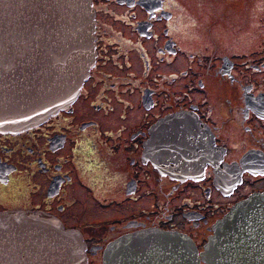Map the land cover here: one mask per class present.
I'll return each mask as SVG.
<instances>
[{"label":"flooded vegetation","instance_id":"1","mask_svg":"<svg viewBox=\"0 0 264 264\" xmlns=\"http://www.w3.org/2000/svg\"><path fill=\"white\" fill-rule=\"evenodd\" d=\"M96 1L95 5L97 4ZM103 1L111 4V9H109L112 15L111 21L119 22L128 32L119 34L120 38L123 40L117 41L116 39L118 38L116 35L109 34L107 31L112 30V28L108 27L101 29L100 21L97 22L94 16V40L97 39L102 41L101 43L94 41L93 63L88 70L87 78L82 82V85H80L82 86V91H80V87L73 102L80 104L82 100H88L86 94H90L88 92L90 87L86 88L84 82L89 81L91 77H96V68L98 66V63H95L96 59L104 57L108 60V56L111 52H119L121 57L124 58V62H116L108 67L110 72H116L118 78V81L112 83V85L118 87V91L123 93V96L117 97V99L123 98L122 103H125V106H129L127 111H120L119 113V119H123L122 122H124L119 126L121 132L119 135H122L123 139H127L130 142L133 141L132 145H134V147L137 146L134 142L138 143L139 146V148L134 151H120L125 155V159H127L124 179L118 180L117 176H115L113 180L121 187L120 194L141 193V187L144 184V181L140 180L142 173H144L146 180L148 178L150 180L153 174L158 176V183L153 182V189L155 191H158V189L162 187L161 184H169L171 188L187 184L196 188L204 184L203 189H206L204 196L208 194L210 187L216 188L220 196L226 195L229 205L240 200L251 191L262 189L264 184H258V182L264 180V56L251 62L250 66L244 62L252 60L255 55L264 54V44L261 43L259 49H255V47L248 48L247 50L250 49V51L246 53L233 54L232 51L218 52L221 67L219 68L216 66V72L220 75L225 77L231 76L233 79L237 80L235 72L232 71V67L236 64V58L241 59V62H238V64L245 69V73L239 75L241 80H239V88H241V108L237 112L231 114V116H228L227 120H225L224 117L228 115L227 113L229 111L228 107L223 109L222 117L218 118L217 116L219 113L216 109L217 106L213 107L212 105L210 107L208 95H206L208 100L204 97L199 100L191 98L187 92L188 88H186L190 85L185 83L184 80L176 84L178 87L176 88V93H173L165 85L166 82L173 83L176 75L180 77L181 74V77H183L184 75L182 73L186 72L182 64L178 63L180 73L177 71L178 68H175V60L181 58L184 55V50H186L185 44L187 42L182 40H187V38L191 37L198 39L199 42L205 40L200 32H194V28L190 25L191 22H188L187 25L179 24L178 21L182 19L178 18L177 14L173 13L172 9L166 6L165 0ZM204 1L208 2L210 7L216 9L217 6L214 0ZM260 1L261 0H249V2H245V0H226L222 3V6H230L233 13L229 15L228 24L231 25L235 23L238 25L241 21V14L248 12V10L253 7H264L260 5ZM123 9L124 12L122 11ZM123 13L126 14V20H123ZM260 16H263L260 18L262 25H259L257 31H255L257 36L264 35V14ZM192 19L194 21L193 24H206V19L203 21ZM248 21L244 19V22L247 23ZM214 25H216L215 28H217L215 31L219 32V28H222V25L221 27H219V24ZM249 26L252 27V25ZM189 27H192L191 32L188 31ZM122 31L124 30L122 29ZM244 31H246V29ZM99 32L103 33L97 35ZM230 32L232 35L235 33L241 35L243 31L234 32L229 28L228 30L224 29L221 35L216 34V36L218 40H224L231 36ZM253 36H255V34H253ZM118 42H122L123 45H119ZM214 42L217 43L215 40ZM126 51H131V57L129 59H126ZM207 54L214 58L213 53ZM133 61H140L141 66L139 68L136 65L133 66ZM211 64L212 63L209 62V65ZM113 66L117 69H113ZM108 68H106V71H109ZM246 75H251L252 78L244 77ZM260 77H262L259 82L261 85L256 88V83L260 80ZM98 92L99 88H92V98L99 100L98 98L102 96V93ZM128 92H130V94H128ZM74 103L68 107V111L59 110V112L61 111L66 114V118H68L67 121L71 124L74 123L73 120L75 117H79L78 113H80L81 108H85V112H89L90 107L93 109L95 106L99 105L93 104L92 106L88 103V108L82 105L74 106ZM140 107H144L145 111L143 119H140L138 123H140L139 125L144 124V128L138 129L135 126V122H130L131 120H129L128 117L133 114V110ZM103 110L106 112V109ZM95 111L97 110L95 109ZM174 112L181 113L183 117L186 118L187 123L180 119V121L174 124L173 128H170V136L177 139V144H180L181 141H185L188 138L190 142L184 143L187 145L185 147L175 148L173 150L185 151L189 146H197L198 148H192L189 151H193L192 153L197 156L202 155L203 158L209 156L202 161L198 168L200 171L198 174L195 173V170L192 176L186 177L162 172L157 169L156 165L151 160L144 156V151L140 152L142 141L148 138L151 125L156 122V120ZM48 119H46V122H48ZM82 121L83 118L77 121L78 126ZM225 124H227L230 129L232 128V130L239 131L242 134V136L237 137V139H242L237 141V143L240 142V146L237 145V150H235L241 152L237 158L232 159L230 162L224 160L226 151H230V144L224 139H230V136L228 135L224 138H220L221 142L218 138V131L223 130ZM63 128L65 131L59 133L62 137H55V133H52L43 138L41 147L32 139L29 144H33V146L29 144L26 145L25 137L28 136V133L22 130L14 132L16 134L14 136L8 134L3 135L4 137L2 139H6L7 141L2 142L0 140V211L10 209L45 211L53 214L65 226H68L69 217L63 216V213L66 210L68 211L67 208L75 201V198L72 199L68 207H65L61 202L54 204V200H60L63 197L67 198L70 193L71 184L81 188L84 186L88 189L94 188L93 184L83 176V171L78 169L72 154H75L79 158L82 157V159L87 162V167L95 168L96 176L101 177L100 180H103L104 177H113L104 172L105 165L97 156L100 154L98 151L92 150V142L89 141L91 137L83 139V136L80 135V139H83L82 141L85 143L83 145L85 150H77L76 148L70 151H66L65 149L60 151L62 149L60 147L66 144L73 132V129L68 128L65 124ZM99 132H103V129ZM103 133H106V130ZM127 134L129 136L128 138ZM244 137L246 138L243 140ZM159 138H163V136ZM247 139H251L249 145H246ZM53 140L59 142L52 145ZM11 141H13V147L8 146ZM216 149H220L219 161L224 162L219 168L215 167L210 159V157L214 155ZM11 150L22 151V154L25 155L23 160L30 158L33 165H35L36 162L37 167L34 168V171L42 172L46 178L44 185L41 187V189H43V195H41L42 191H40L41 196L38 195L36 186L30 184L25 190V186L28 184L27 181L31 182L32 179L36 177L23 175L24 171H21V169L29 167V163L28 161L20 163L18 160L16 161L8 157ZM167 150L172 149H161V151ZM84 151H86V153H84ZM104 152L107 153V151ZM72 180L74 182H71ZM66 187L68 189H66ZM153 189L145 186L144 198L151 199L154 192ZM30 196H32L30 199L31 202L29 204H24L27 200L26 198L29 199ZM72 197L71 195V198ZM144 200L147 201L146 199ZM201 202L202 201H194L193 203L197 205V207H194V209H186V214L183 213L185 220L190 219L191 216L206 218L204 214L199 211ZM18 203H23L24 205L17 206L16 204ZM149 203L155 205L154 198L151 199ZM10 205L16 206L9 207ZM229 205L220 206L221 209L219 210L215 209L216 214L219 215L221 212L222 215ZM68 213L70 214L69 211ZM168 213L169 214L166 217L164 215L163 218L169 220L172 215H176L172 212V209ZM156 217H160L161 223L167 222L166 219H162L161 215L156 214L154 218ZM124 220L126 221L127 219ZM130 223L135 222L131 221ZM153 224L155 225L150 226L159 228V225L154 220ZM140 225H142V223ZM184 228H186V226H184ZM164 229L166 228L164 227ZM205 230L207 233L208 231L206 228ZM80 232L82 234V231ZM85 237L87 238L89 236L85 235ZM86 238L84 240H86Z\"/></svg>","mask_w":264,"mask_h":264},{"label":"rangeland","instance_id":"2","mask_svg":"<svg viewBox=\"0 0 264 264\" xmlns=\"http://www.w3.org/2000/svg\"><path fill=\"white\" fill-rule=\"evenodd\" d=\"M95 1L92 0L91 12L95 16L97 22L100 21V28H112V30H107L109 34L116 35V37L118 38L116 39L117 41L123 40L120 38L119 34L127 33L128 31L125 30L119 24V22L111 21L112 15L109 12V9H111V4L103 0H98L96 1L97 4L95 5ZM225 1L226 0H214V3L217 7L216 9H213L212 7H210L208 2H205L204 0H165L166 6L168 8H171L172 12L176 13L178 18L182 19L178 21L179 24L187 25L188 22H191L190 25L194 28V32H200L205 38V40H202V42H199L198 39L193 37L187 38V40H182L184 42H187L185 44L186 50H184V55L181 58L175 60V68H178L177 71L179 72L178 63L182 64L186 72L182 73L184 75L183 77H181V74L180 77L176 75L173 83L166 82L165 85L173 93H176V88H178L176 84L184 80L185 83L190 85L186 88H188L187 92L191 98L195 100H199L203 97L207 100L209 98L208 103L210 107L212 105L213 107L217 106L216 109L219 113V115L217 116L218 118L222 117L223 109L228 107V115L224 117V119L227 120L228 116H231V114L237 112L241 108V88H239V83L241 80L239 78V75L245 73V69L243 66H240L238 64V62H241V59L236 58V64L234 67H232V71L235 72L236 76H234L237 78V80L233 79L231 76L225 77L220 75L216 72V66H218L219 68L221 67V61L218 58V52L232 51L233 54H236L246 53L250 51V49H247L251 47L259 49L260 44H264V35L257 36L255 31H257L259 25H262L260 22V18L263 16L260 15L264 14V7H253L249 9L248 12L240 15V24L236 25L235 23H233L229 25L227 21L229 19V15L233 13L230 6H222V3H224ZM245 2H249V0H245ZM88 3L89 0H87L86 7ZM260 5L264 6V0L260 1ZM122 11L124 12V9ZM122 15L123 20H126V14L123 13ZM192 18L201 21L206 19V24H193L194 21ZM244 19L245 21H249L246 23L244 22ZM214 24H219V27H221L222 25V28H219V32L215 31V29L217 28H215L216 25ZM249 25H252V27H250ZM192 27H189L188 31L191 32ZM229 28H231V30L234 32H238L240 30L243 32L241 35H239V33H235L232 35L230 32L231 36L229 38L218 40L216 34L221 35L224 29L228 30ZM122 29L124 31H122ZM245 29L246 31H244ZM101 33L103 32H99L97 33V35H101ZM253 34H255V36H253ZM214 40L217 43H215ZM92 41L101 43L102 40H94V37H85V42L90 43L91 47ZM118 43L119 45H123L122 42ZM130 52L131 51H126V59H129L131 57ZM207 53H213L214 58H212V56L208 55ZM263 56L264 54L255 55L252 60L245 61L244 63L250 66L251 62H254L259 57ZM116 62H124V58H122L120 53L117 51L111 52L108 56V60L104 57L97 58L95 61V63H98V66L96 68V77H91L89 81L84 82L86 88L90 87V89L88 90L90 94H86L88 100H82L80 104H77V102H73V97L68 106L58 109L68 111V107H70L72 103L75 104L74 106L82 105L84 107H88L87 105H89L88 103H90L92 106L93 104H99L97 105L98 107H94L97 111H95L94 108L92 109L90 107L89 112H85V108H81L80 113H78L79 117L74 118L73 124L67 121L68 118H66V114L61 111L55 113V111V114H53V116L51 115L48 117L50 119L47 118L48 122H46V119H44L39 121L35 125L27 126L21 129L22 131L28 133V136L25 137L26 145H28L32 139L41 147L43 138L51 135L52 133H55L56 137H61L59 133L65 131V129L63 128V125L65 124L66 126H68V128H72L73 132L70 135V139L67 140L66 144L60 147L62 148L60 151H62L63 149H65L66 151H70L71 149L76 148L77 150H85L83 147L85 143L82 140L84 138L91 137L89 138L91 139L89 141L92 142V150L98 151V153L100 154L97 156L105 165L104 172L109 176H113L104 177L103 180H100L101 177L96 176L95 168L87 167V162L84 161L82 157L79 158L75 154H72V156L75 158L78 169L80 171H83V176L86 178V180L93 184L94 188L88 189L85 186L81 188L71 184L69 191L70 195L68 194L67 198L63 197L60 200H54V204L61 202L65 207H68L69 203L72 202V199L75 198V201L67 208L70 214L66 210L63 213V216L69 217L68 227L75 226L79 231H82L83 238L81 235L80 236L81 239H83V264H101V253H104L108 250V246L113 243L117 236L124 233H130L136 229H141V227H145L147 225H155L153 224V220L157 222L159 228L164 229L165 227L169 230L174 229L176 231L184 233L185 236L189 237L192 240V244H194L195 248H197L198 250H202V247L207 240V235L211 232L210 226L214 221L213 219H217L221 215V212L219 213V215L216 214L215 209L219 210L221 209L220 206L229 205L226 195L220 196L216 188L210 187L208 190V194L204 196L206 193V189H203L204 184H201L196 188L189 184L172 188L169 187V184H161L162 187H160L158 191H155L153 189V182L158 183V176L153 174L150 180L149 178L146 180L144 173H142L140 177V180L144 181V184L141 187V193L134 192L133 194L131 193L124 195L120 194L121 187L118 186L117 182L113 181L115 179V176H117L118 180H123L126 174L125 172L127 159H125V155L120 151H134L135 149L139 148L138 143L134 142V144L137 145L136 147H134V145H132L133 141L130 142L127 139H123V136L119 135L121 133L119 126L124 123L122 122L123 119H119V113L120 111H127L129 106H125L126 104L122 103L123 98L117 99V97H122L123 93L118 91V87L112 85V83L118 81V78L116 72H110L108 67ZM209 62H211L212 64L209 65ZM135 65L139 68L141 66L140 61H133V66ZM106 68H108L109 71H106ZM113 69L117 68L113 66ZM244 77L252 78L251 75H246ZM261 78L262 77H260V80H258V82L256 83V88L260 87L261 83L259 82L261 81ZM80 85L82 84L80 83ZM80 85L77 89V92L80 87V91H82V86ZM92 88H99L98 93H102V96L98 98L99 100L92 98ZM128 94H130V92H128ZM206 95H208V98L206 97ZM103 109H106V112H104ZM144 111V107H140L133 110V114L128 117L129 120H131L130 122H135V126L138 129L144 128V124L139 125L140 123H138L140 119H143ZM82 118L83 121L78 126L77 121ZM102 129L103 132H105L106 130V133L99 132ZM218 133L220 142V138H224L228 135L230 136V139H224L228 144H230V151H226L224 160L230 162L232 159L237 158L239 153L241 152L235 151L237 150V145L240 146V142L237 143V141L239 139H242H237V137L242 136V134L239 131L232 130V128L230 129L227 124H225L223 130L218 131ZM4 134H8L10 136L16 135L15 133L2 131L0 132V140L2 142L7 141L6 139H2L4 137ZM80 135L83 136V139H80ZM128 137L129 136L127 134V138ZM245 138L246 137H244L243 140ZM250 141L251 139H247L246 145H249ZM56 142L59 141L53 140L52 145H55ZM29 145L33 146V144ZM8 146L13 147V141H11ZM192 148L198 147L189 146L187 150L183 151L185 152V156L179 164V167L181 170H188L190 168H193L195 170V173L198 174L200 173L198 168L201 165L202 161L209 156L205 157L204 159H197L193 155V151H189ZM104 151H107L108 154ZM219 151L220 149H216L214 155L210 157L211 162L217 168L221 167V165L224 164V162L219 161ZM84 153H86V151H84ZM8 157H11L16 161L18 160L20 163H25V161H28L29 167H24L21 169V171H24L23 175L36 178L32 179L31 182L27 181L28 184L25 186V190L26 187L30 184L32 186H36V192L38 195H40V191H42L41 195H43V189H41V187L44 185L46 178L45 175L42 174V172L34 171V168L37 167L36 162L35 165H33V162H31L30 158L23 160L25 158V155L22 154V151L11 150ZM71 182L74 181L72 180ZM258 184H264V180H262L261 182L259 181ZM145 186L150 187L154 190L151 199L154 198L155 205L149 203L151 202V199L144 198ZM66 189L68 188L66 187ZM71 195L73 196L72 198ZM31 198L32 196H30L29 199L26 198L27 200L24 204H29L31 202ZM144 199H146L147 201H145ZM194 201H202L199 211H201L206 218H202L201 216H191L190 219L185 220L183 213L187 211L186 209H194V207H197V205L193 203ZM24 204L18 203L16 205L23 206ZM16 205H10L9 207ZM230 206L231 205L226 207V210H228ZM171 209L172 212H174L176 215H172L169 220L163 218L164 215L166 217L169 214L168 212ZM8 211L15 210L10 209ZM156 214L161 215L162 219H166L167 222L161 223L160 217L154 218ZM124 219L127 220L125 221ZM131 221L135 223H130ZM141 223L142 225H140ZM184 226H186V228H184ZM205 228L208 231L207 233ZM85 235L89 237L86 238ZM85 238L86 240H84ZM81 259L82 258L78 259L77 264H81ZM201 263H203V260L199 257V264Z\"/></svg>","mask_w":264,"mask_h":264},{"label":"water","instance_id":"3","mask_svg":"<svg viewBox=\"0 0 264 264\" xmlns=\"http://www.w3.org/2000/svg\"><path fill=\"white\" fill-rule=\"evenodd\" d=\"M86 4L87 0H0V117H15L14 123L0 118L1 132L19 131L43 120L47 104L56 95L65 105L75 96L94 54L90 43L85 42V37L92 38V12ZM84 11L89 13L85 24L89 33L85 34L81 30ZM72 15L75 19L70 21ZM79 58L83 63L76 71L75 60ZM168 118L173 119L175 115L153 125L155 130L150 135L154 139L147 140L149 144H171L166 137L168 133L164 134L165 138L156 139L161 134L159 128ZM151 152L155 158L162 155L174 159L177 155V151ZM243 214L230 217L232 223L228 227L238 223ZM247 220L251 223L252 219ZM144 232L146 235L151 230ZM167 234L161 235L162 239L166 238L163 241L156 233L144 238L141 229L120 235L108 246L111 256L104 254L102 264H144V257L148 260L146 264H163L166 259L185 264L194 259L193 245L187 238L182 236L188 246L182 250L184 258L173 251L172 243L179 236ZM249 238H253V243ZM249 238L233 241L239 240L233 259L238 256L236 264H264L260 251L264 248V230L254 228ZM135 241L140 242L132 245ZM155 242L156 248H150ZM135 248L138 253L131 255L130 249ZM79 258L83 264V241L79 232L63 227L50 213L15 210L0 214V264H77Z\"/></svg>","mask_w":264,"mask_h":264},{"label":"bare ground","instance_id":"4","mask_svg":"<svg viewBox=\"0 0 264 264\" xmlns=\"http://www.w3.org/2000/svg\"><path fill=\"white\" fill-rule=\"evenodd\" d=\"M84 13H85V19L81 23L82 24L81 30H82V33L85 34V32L89 33V31H87L85 29L86 17L89 13H87L86 11H84ZM74 19H75V17H74V15H72L70 21H72ZM90 22H91V28L93 30L94 29V27H93L94 26V15L93 14L91 15ZM93 60H94V57H93ZM93 60L87 68L86 75L88 74V70L93 63ZM82 63H83L82 58L75 60L76 71L78 70V66L81 65ZM79 69H80V66H79ZM62 102H63V100L61 99L60 96H57V95L54 96L53 99H51L50 102L47 104V108L45 110V114L46 113L47 114L44 115L45 117L43 118V120L47 119L49 116L55 114L57 111H59L58 109L67 106V104L65 105ZM52 109H54V110H52ZM50 110H52V112H50ZM0 118L3 121H7V122H11V123H14V121H15V117H6V116L4 117L3 116ZM249 203L250 202L248 200V202H242V204L239 203L235 206H232L230 213L227 214L228 216L226 217V219H224L221 223L215 222L212 225V232L207 237L208 242L204 246L205 251L203 253L204 257L206 256L209 258V261L206 262L207 264H231V260H234L232 256H234V254L236 253L235 247L239 243V240L237 242H233V241H236L237 239H242L243 237H247V239L250 237L254 228H253V225L251 223H249L247 218H245V214L242 215L243 218L240 221L238 220L239 224L235 223L232 226V228L228 227V224L231 225L230 223H232L231 221H229V218L232 217L234 215V213H236V214L240 213L241 214V213H244L246 211L252 210V208L249 207ZM239 208H241V210H238ZM251 222L255 225L259 224V221L255 220V219H252ZM221 228H224V229L220 233ZM139 230L140 229H138L136 232H139ZM144 230H145V228H141V235H144ZM150 230H151V233L146 232V235H144V237H149V235H151L152 233H156L160 236V238H162L161 235L163 234V232L168 233L169 235H174L176 233V230H167V229H162V228H158V227H152V228H150ZM178 233H182V232L178 231ZM164 235L166 236V234H164ZM174 238H176V237H174ZM168 239L173 240L172 238H169V237H168ZM249 239H250L249 241L253 243V238H249ZM167 242L169 243V241H167ZM172 244H173V251L176 254H180L184 258H186L185 253L181 250L183 245L188 247L187 243L185 242V239L182 236H180ZM260 251L264 255V248L263 247H261ZM107 255L111 256V253H107ZM199 255L200 254L198 252H196L194 254V257L199 256ZM168 258H169V256H168ZM237 258H238V256L235 258V260H237ZM159 263H160V261H159ZM163 264H176V262L173 260H170V259H166V261H164ZM189 264H191V263H189Z\"/></svg>","mask_w":264,"mask_h":264}]
</instances>
